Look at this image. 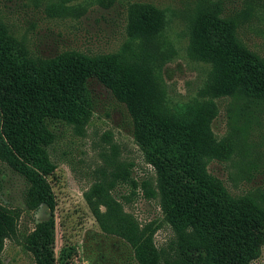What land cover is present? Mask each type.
I'll list each match as a JSON object with an SVG mask.
<instances>
[{"label":"trees","instance_id":"16d2710c","mask_svg":"<svg viewBox=\"0 0 264 264\" xmlns=\"http://www.w3.org/2000/svg\"><path fill=\"white\" fill-rule=\"evenodd\" d=\"M199 4L190 18L189 50L210 67L203 92L237 96L251 107H264V56L238 35L243 13L227 14L222 0ZM80 8L62 3L53 9L73 15ZM166 27L165 10L137 3L129 9L127 38L118 50L90 54L67 49L45 56L33 53L0 22V160L29 181L31 207L45 203L54 208L49 178L55 165L47 151L54 139L50 123L84 124L98 108L115 110L120 104L129 114L131 135L145 162L157 173V183L140 184L127 163L113 171L110 187L125 185L122 198L127 203L142 187L147 198L162 197L164 210L192 184L203 188L180 225L179 242L165 255L153 253L144 264H251L264 245V187L256 194L236 195L211 171L210 163L225 158L227 150L213 130L211 102L173 104L158 82ZM110 187L96 184L86 193V202L104 230L137 244L150 226L141 229L111 197ZM14 215L13 208L0 204V253L16 230ZM54 243V220H44L28 239L37 264H56Z\"/></svg>","mask_w":264,"mask_h":264},{"label":"rangeland","instance_id":"374dc122","mask_svg":"<svg viewBox=\"0 0 264 264\" xmlns=\"http://www.w3.org/2000/svg\"><path fill=\"white\" fill-rule=\"evenodd\" d=\"M0 0V22L23 39L33 53L54 55L67 49L90 54L113 52L127 38L126 23L133 4L151 3L165 10V61L159 69V83L173 104L198 99L215 111L213 130L224 139L225 158L209 167L236 195L256 194L264 187V107H251L237 96L212 97L203 92L209 65L189 50V23L197 11L198 0ZM227 14L240 13L239 37L264 56V0H222ZM66 3L81 7L73 15L53 9ZM136 7V6H135ZM133 7L134 9H136ZM244 16H246L244 18ZM98 108L84 124L53 120L54 139L47 147L55 165L49 178L54 208L41 203L34 207L27 191L29 181L0 160V204L15 211L16 230L5 241L0 264H37L28 246L31 233L44 220L55 224L56 264H144L153 253L165 255L181 239L180 225L201 195L203 188L194 183L168 210L162 197L147 198L141 188L131 202L122 198L125 185L110 187L113 171L131 164L132 177L157 183V173L131 135V120L125 107ZM107 113L111 116H107ZM110 187L109 193L124 211L131 214L141 229L149 231L137 244L119 233L102 228L86 202V193L96 184ZM120 241L118 259L112 260L109 243ZM104 248V251L103 249ZM107 256L98 259L100 251ZM251 264H264V245Z\"/></svg>","mask_w":264,"mask_h":264},{"label":"flooded vegetation","instance_id":"af4514ba","mask_svg":"<svg viewBox=\"0 0 264 264\" xmlns=\"http://www.w3.org/2000/svg\"><path fill=\"white\" fill-rule=\"evenodd\" d=\"M121 244L122 243L120 241H118V240L117 241H113V243H109V246L112 247L111 251L112 252H114V251L116 252V254L112 256V260H114V261H116L118 259V254L117 253L121 249ZM102 249L104 251V248H102ZM102 249L100 251H102ZM103 251H102V253L100 252L99 257H98L100 262H103V260H105L107 258V256L105 255V253H103Z\"/></svg>","mask_w":264,"mask_h":264}]
</instances>
